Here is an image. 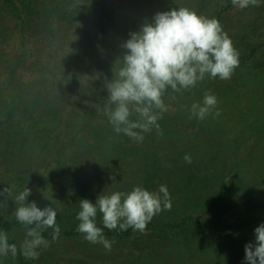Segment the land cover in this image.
Listing matches in <instances>:
<instances>
[{"label": "rangeland", "instance_id": "1", "mask_svg": "<svg viewBox=\"0 0 264 264\" xmlns=\"http://www.w3.org/2000/svg\"><path fill=\"white\" fill-rule=\"evenodd\" d=\"M176 1L177 7L217 18L240 52V64L230 79H211L206 88L204 79L190 91L169 89L164 113L181 115V109H191L194 102L202 103L204 95L212 93L219 101V115L199 122L210 118L236 130L264 116V4L241 10L231 0ZM98 2L131 32L151 22L155 13L169 10L146 3L128 6L120 0ZM107 26L98 9L86 0H0V189L11 186L14 196L28 187L31 194L26 202L58 209L61 226L59 239H53L52 229L43 233L49 244L40 249L39 259L9 254L3 264H246L245 244L254 241V229L264 222V176L256 189L252 179L247 182L242 200L231 188L229 176L234 177L237 165L243 166L248 154L257 152L259 139H239L237 160L231 156L233 150L225 148L220 152L225 156H210V161L197 155L199 176L219 165L225 171L206 187L197 181L194 190V183L182 185L180 167L167 142L161 143L160 137L145 140L159 134L156 129L145 133L142 143L123 133L114 132L113 137L104 112L106 86L126 50L124 40ZM225 88L235 94L228 96ZM169 92L180 101L168 97ZM233 97L236 107L231 109ZM47 125L52 129L40 131ZM104 146L113 151L126 147L131 152L103 155ZM143 161L152 171L146 177ZM161 184L171 193V209L156 214L143 232L104 228L106 238L113 241L110 251L77 231L80 200L94 203L101 193L129 191L136 185L157 191ZM210 189L220 199L212 211L199 199V194L204 191L207 196ZM16 207L13 197L0 202V213L11 222L10 236L19 247L26 228L15 218ZM97 225L104 227L102 214L97 216Z\"/></svg>", "mask_w": 264, "mask_h": 264}, {"label": "clouds", "instance_id": "2", "mask_svg": "<svg viewBox=\"0 0 264 264\" xmlns=\"http://www.w3.org/2000/svg\"><path fill=\"white\" fill-rule=\"evenodd\" d=\"M231 2L241 10L264 4V0ZM122 47L126 51L118 58L115 75L107 80L104 112L115 133H123L137 143H142L145 133L153 129L161 133L159 120L167 111L164 96L169 89L182 93L205 78L230 79L240 64V52L220 21L188 7L155 13L151 22L129 34ZM218 103L215 94L206 93L202 103L192 104L190 117L204 120L209 115L218 116ZM133 115L137 118L133 119ZM184 159L192 162L190 154H185ZM5 194L0 202L14 198L18 204L14 215L25 226L26 235L18 247L10 242L8 232L0 228V264L9 254L13 258L19 253L26 259H39L40 249L49 244L43 233L52 229L53 239L61 236L59 210L52 205L41 209L35 201L26 202L31 194L26 186L14 196L11 186L0 189V196ZM171 207V193L165 184L157 191L136 185L129 191L101 193L94 203L80 200L77 231L90 243L102 244L110 251L113 241L106 238L104 228L143 232L156 214ZM98 214H102L103 228L97 225ZM254 234V241L245 244L244 260L246 264H264V222L254 229Z\"/></svg>", "mask_w": 264, "mask_h": 264}, {"label": "trees", "instance_id": "3", "mask_svg": "<svg viewBox=\"0 0 264 264\" xmlns=\"http://www.w3.org/2000/svg\"><path fill=\"white\" fill-rule=\"evenodd\" d=\"M86 1L98 9V12L106 20L108 29L113 34H115L116 36H119L124 41L129 38V34L131 33V31L128 28V26L125 25L124 22L120 21L112 12L105 9L104 4L102 2H98V0H86ZM120 1L128 6L137 7V6H140L146 3V5H150V7L166 8V9H171V8H174L175 6L177 7V3H178L176 0H120ZM210 83H211V78H205V81L202 82V85L205 86L204 88H206V86H209ZM223 90L227 93L228 96H233L235 94L233 89H230L229 91V89L225 88ZM167 96L172 99L174 97V95L170 92L168 93ZM174 99L180 101L179 96L177 98L174 97ZM232 99L233 100H231V109L234 108V106L236 107L234 97ZM45 101L46 100H44L43 103H45ZM179 112L182 114L181 115H171V114L163 113L164 118L162 117V119L159 120V124L161 127V133L153 134V136L151 137L149 136V138L145 140L146 141L154 140V138L160 137L161 139L160 138L159 139L161 143L164 144V142H167V145H168L167 149L169 153H171L172 156H175L174 158L176 161L175 163L176 165L180 167L179 171L182 175L180 179H181V183L183 186L185 185L188 186L189 183H192V184L194 183L193 189L195 190L196 183L201 182L206 187L209 184L208 181H211L212 179L217 178L218 173L222 175L225 171V167H221L219 165V168H216L215 171L207 173V175L204 174L203 176H199L197 174L198 171L196 168V163L198 160L197 155L202 154L210 161V156H225L224 154L222 155L220 154V152H222V150L225 148L226 152L229 151V149H232L233 150L232 153L230 152L231 156H233L234 159L237 160L238 153L235 151L236 143H238L239 139H241L242 141L243 137L244 139L248 140V138L251 139L253 136H255V140L259 139L258 150H257L258 153L255 152L254 155L248 154L247 158L243 159V162H242L243 166H240L239 168V166L237 165L238 168L236 172L235 170L233 171V173L235 172L234 177L229 176V178L231 181L230 182L231 188H234V193L239 194V198L241 200L244 198L243 196L244 191L247 190L246 189L247 182L251 183V179H252L253 181L252 184L255 185L254 188L256 189L257 188L256 186H259V184L261 183L260 181L262 177L264 176V157H263L264 156V116H259L257 119L250 120L244 126L240 125L239 126L240 129L238 128L236 130H231L229 126H222V124L220 125V121H215L214 123L212 122L214 120L210 118L208 120H205V122L197 121L196 118L190 117L191 109H189V107L181 109ZM260 112H261V115H263L262 109ZM56 120H58V118ZM54 123H55L54 121L50 122V126L54 125ZM213 123H214L213 128H209V126H211ZM67 124L69 125L70 121L69 122L67 121ZM50 126L49 125H47L46 127L43 126L40 128V131H44L45 128H47V130L49 131V129L50 130L52 129ZM102 129L104 128L102 127ZM108 130L110 131V133L112 132L111 134L113 136L114 130L112 131L111 127L108 128ZM173 135H176L177 137H173ZM117 138H120V137H117ZM232 143H235V146L233 148L230 147ZM238 144H240V142ZM107 145L108 147L111 146L109 144ZM108 147L107 146L101 147L100 152L103 153V155H111V156H121L122 154L126 155L128 154V152H131L126 147L124 148V147L117 146V150L115 151L108 149ZM96 149H97V146H95L94 150ZM261 153H263V155ZM185 154L191 155L192 157L191 163H187L185 161L184 159ZM154 155L155 154H153L152 156ZM148 159L152 162H154L155 160L153 157L151 158L150 156L148 157ZM141 169H143V173L145 177L148 176L152 172L151 168L147 165L146 162L144 163V161L141 165ZM238 171L240 172L239 176H238ZM243 173L245 175H241ZM237 182L240 185L238 190H237V187H238ZM212 190L213 189H210V192L208 191L207 196L203 195L205 193L204 191L202 194H199L200 195L199 199L201 203H205V202L208 203V207H210L209 208L210 211H212V209H215V207L218 205L220 201L215 191L214 190L212 191ZM251 192H256V191H251ZM256 193L259 194L258 192ZM192 197H193V194L190 196V198ZM245 198L248 199V196ZM195 199L198 200L197 195ZM253 199L254 198L252 197V200ZM247 202H249V199ZM0 228L6 230L9 234L10 242L15 243V241L10 236L12 224L1 213H0ZM107 233L109 235L110 234L112 235V232L108 230H107ZM20 255L21 257H24L22 254ZM21 264H30V263H27L26 261H24V262H21Z\"/></svg>", "mask_w": 264, "mask_h": 264}]
</instances>
